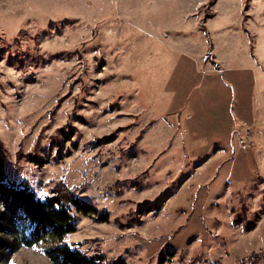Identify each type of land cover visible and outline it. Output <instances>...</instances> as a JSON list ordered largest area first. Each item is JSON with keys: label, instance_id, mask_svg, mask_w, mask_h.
Returning a JSON list of instances; mask_svg holds the SVG:
<instances>
[{"label": "rangeland", "instance_id": "1", "mask_svg": "<svg viewBox=\"0 0 264 264\" xmlns=\"http://www.w3.org/2000/svg\"><path fill=\"white\" fill-rule=\"evenodd\" d=\"M190 97L229 134L183 144ZM0 163L95 206L67 242L108 264H264V0H0ZM1 215L0 264H54Z\"/></svg>", "mask_w": 264, "mask_h": 264}, {"label": "trees", "instance_id": "2", "mask_svg": "<svg viewBox=\"0 0 264 264\" xmlns=\"http://www.w3.org/2000/svg\"><path fill=\"white\" fill-rule=\"evenodd\" d=\"M60 184L53 188L49 195L39 196L27 184L12 181L0 163V201L4 203L8 213L17 220L15 233L18 239L29 248L50 244V247L44 250V254L54 264H108L104 256L88 255L79 248L80 245L67 242L68 236L77 231L79 220L82 217L98 216L99 210L77 196L65 183ZM17 205L19 214L15 212ZM148 208L144 210L139 207L137 214H151L160 207L155 205ZM181 212L182 210H179L177 213ZM7 221L4 216H0L1 232H3L1 225ZM108 221L107 213L99 217V222ZM174 253L175 250H172L169 254ZM260 256L240 263L259 264ZM263 259L264 256L261 257V260Z\"/></svg>", "mask_w": 264, "mask_h": 264}, {"label": "crops", "instance_id": "3", "mask_svg": "<svg viewBox=\"0 0 264 264\" xmlns=\"http://www.w3.org/2000/svg\"><path fill=\"white\" fill-rule=\"evenodd\" d=\"M179 62L180 63H179V66H178V69L177 70L180 71V74H176L175 76H177L178 79L180 81H182V82H184V81L190 82V79H191V76H190V64H191V62H190L189 58L187 56H183L182 59L179 60ZM196 71H198V70H196ZM195 77H196V75H194L193 79ZM200 85L201 84H198L196 87L199 88ZM180 95L185 96L186 95L185 94V91H181ZM190 100H191V97L190 98H186L184 100V104L183 105H178L176 108L173 107V110L172 111L170 110V112H169V113H171L170 114L171 116L178 118V120H179L178 122L181 123V127L185 128L186 133L183 135V137H184L183 144L184 143H188V142L190 144L202 142L199 139H203V135L204 134H205L206 137H208V134L210 133V136L214 137V139H216V138H219V139L220 138H223L224 137V133L229 134V132H230L229 130H226V129L221 128V122L220 121H217L218 124H219V126H216V128H214V127H207L210 124L209 125L207 124L208 123V121L206 122V119L207 118L204 115H202V113H201L202 110H203V107L200 106L199 104H197L195 101H193L194 104L192 105V102H191V105L193 106L194 111L197 112L199 110L200 113H201L200 117H198L199 118V121H203L204 124H205L204 127L202 126L203 129H200L201 131H203V133H200L199 130H198V127H197V125H199L198 124L199 122L198 123L196 122L197 117H195L194 115L188 113V115L185 118V112L189 110V109L188 110L186 109V107L188 105L187 102L190 101ZM213 111L214 110H212L211 112H213ZM184 119H186V126L185 127H184ZM210 122L212 124L213 123L214 124L216 123L215 121H210ZM239 124H243L247 128H250V126L252 128H255V124L250 125V124H248L247 122H244V121L243 122L238 121L237 125H235V126L239 127ZM202 149H203L202 147H200L198 149H194V152L195 153H197V151L198 152H202L201 151ZM202 154H203V152H202ZM223 154L224 153H222L219 150V152L217 153V157L218 156L219 157L218 158L216 157L217 158L216 160H218L219 158L222 159V157L225 155V154L224 155ZM208 160L209 159L207 158L205 160L206 161L205 163H207ZM191 222L192 221L190 220V222H188V225L186 227H184L182 230H189L191 228V225H190ZM199 227L200 226L197 227V231L198 230L201 231V229ZM188 232H190V231H188ZM199 233L202 234V232H199Z\"/></svg>", "mask_w": 264, "mask_h": 264}, {"label": "snow or ice", "instance_id": "4", "mask_svg": "<svg viewBox=\"0 0 264 264\" xmlns=\"http://www.w3.org/2000/svg\"><path fill=\"white\" fill-rule=\"evenodd\" d=\"M10 264H14V262H10Z\"/></svg>", "mask_w": 264, "mask_h": 264}]
</instances>
